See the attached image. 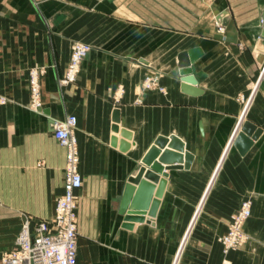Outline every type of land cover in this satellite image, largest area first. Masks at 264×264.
I'll use <instances>...</instances> for the list:
<instances>
[{
    "label": "crops",
    "instance_id": "1",
    "mask_svg": "<svg viewBox=\"0 0 264 264\" xmlns=\"http://www.w3.org/2000/svg\"><path fill=\"white\" fill-rule=\"evenodd\" d=\"M263 14L264 0H0V256L24 222L32 232L53 218L67 156L53 125L74 116L78 264H264ZM75 42L91 50L61 85ZM196 49L187 89L179 56ZM171 137L190 160L158 156V181L143 179L155 215L124 223L128 180L150 169L159 139L160 154L176 152ZM244 202L247 240L224 252L219 238Z\"/></svg>",
    "mask_w": 264,
    "mask_h": 264
},
{
    "label": "built area",
    "instance_id": "2",
    "mask_svg": "<svg viewBox=\"0 0 264 264\" xmlns=\"http://www.w3.org/2000/svg\"><path fill=\"white\" fill-rule=\"evenodd\" d=\"M90 49L86 44L72 47L70 64L60 80L61 85L74 82L79 66ZM44 71L43 68H38L29 73L30 106L35 111L42 109L39 78ZM75 125L74 116H68L53 125L54 137L67 150L63 195L56 200L53 218L50 221H40L32 232L28 222H24L14 246L0 256V264H78L75 192L82 186V177L74 135ZM249 215L250 204L244 202L234 215L227 233L219 238L224 252L242 247L246 240L242 228Z\"/></svg>",
    "mask_w": 264,
    "mask_h": 264
},
{
    "label": "water",
    "instance_id": "3",
    "mask_svg": "<svg viewBox=\"0 0 264 264\" xmlns=\"http://www.w3.org/2000/svg\"><path fill=\"white\" fill-rule=\"evenodd\" d=\"M262 23L264 27V14L262 15ZM262 36L264 37V29L262 31ZM200 50H190L187 53H183L179 56V67L181 68L180 74L182 75V81L185 83L187 89H193L192 87L196 85V80L193 75L190 74V65L193 63L199 56ZM114 121L117 122L118 119L114 118ZM116 130V127L114 128ZM123 137H128L129 134L122 132ZM168 141L166 139H159L156 142V146L151 148L146 157L144 158L143 163L148 166L150 169L146 170L141 168L134 178L128 180V184L125 187V191L122 194L120 201L119 213L124 217L125 222H142L144 221V216H154L155 211L158 205V200H152L153 186L147 184L143 179L151 181L153 183L158 181V176L156 173L162 171V167L153 161L160 156V162H172L178 161L179 163L185 159V164L187 165L190 160V156L186 154L183 156L181 153L183 151L182 143L175 137L170 138L169 148L173 149L176 152L165 150L160 154V148H163ZM250 141L244 134H239L235 145L241 147L245 150L249 145ZM135 185H139L137 193H135ZM160 194L156 195L158 199ZM123 227L130 228L126 224H123Z\"/></svg>",
    "mask_w": 264,
    "mask_h": 264
},
{
    "label": "rangeland",
    "instance_id": "4",
    "mask_svg": "<svg viewBox=\"0 0 264 264\" xmlns=\"http://www.w3.org/2000/svg\"><path fill=\"white\" fill-rule=\"evenodd\" d=\"M76 44H86V43H81V42H75V43H73L72 44V46H71V52H70V59H69V63H68V65L70 64V60H71V54H72V47L74 46V45H76ZM86 45H88V44H86ZM91 48V47H90ZM91 50V49H90ZM68 65H67V67H68ZM67 69V68H66ZM79 70H80V66H79V69H78V72H79ZM65 72H66V70H65ZM78 72H77V74H76V76H75V80H76V77H77V75H78ZM30 73V72H29ZM65 74V73H64ZM29 78V77H28ZM29 80V79H28ZM75 80H74V82H75ZM74 82H71V83H69V84H72V83H74ZM28 85H29V94H30V99H31V92H30V80L28 81ZM3 101L4 100H0V103H3ZM246 221V220H245ZM244 233V232H243ZM245 235V234H244ZM245 237H246V240H247V236L245 235ZM246 240H245V242H246ZM245 242L243 243V245L245 244ZM242 245V246H243ZM231 250H236V249H231ZM231 250H229V251H231Z\"/></svg>",
    "mask_w": 264,
    "mask_h": 264
}]
</instances>
